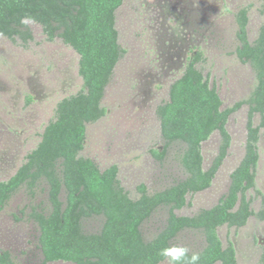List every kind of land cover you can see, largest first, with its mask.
<instances>
[{
	"label": "trees",
	"instance_id": "trees-1",
	"mask_svg": "<svg viewBox=\"0 0 264 264\" xmlns=\"http://www.w3.org/2000/svg\"><path fill=\"white\" fill-rule=\"evenodd\" d=\"M123 0H0V35L23 42L32 38L26 20L38 23L47 40L59 37L79 54L78 72L83 87L60 99L55 116L41 133V139L15 172L0 180V211L20 189L33 197L46 188L47 205L32 206L29 212L38 228L37 242L45 262L75 264H158V250L176 245L182 231L203 238L199 264H237L233 244L223 247L218 227H238L253 213L247 191L255 188L258 139L264 128V22L253 41L247 37L249 6L235 13L240 45L236 55L252 67L256 83L248 98L222 108V100L197 64L200 51L186 64L169 87L168 99L158 104L162 147L151 153L163 159L177 146L185 173L168 186L148 192L141 183L133 198L118 178L116 164L101 170L84 148L86 124L104 116V92L114 67L124 53L115 26L116 10ZM259 12L264 16V0ZM248 105L245 152L231 171L227 191L209 208L192 215H179L186 196L207 189L227 155L231 136L228 117ZM259 115L255 125L253 118ZM217 131L219 145L208 168L203 167L202 143ZM257 193L260 191L256 190ZM165 217L156 232L146 238L143 225L158 211ZM263 213V211H262ZM261 213V214H262ZM96 223L93 230L86 226ZM0 264L16 262L7 250H0ZM264 264V253L259 261Z\"/></svg>",
	"mask_w": 264,
	"mask_h": 264
},
{
	"label": "rangeland",
	"instance_id": "rangeland-1",
	"mask_svg": "<svg viewBox=\"0 0 264 264\" xmlns=\"http://www.w3.org/2000/svg\"><path fill=\"white\" fill-rule=\"evenodd\" d=\"M122 2L116 10L115 26L124 53L105 88L102 104L106 112L96 122L86 124L80 154L91 158L101 170L116 164L122 186L136 198L141 183L152 193L185 175L176 145L167 150L163 159L151 150L162 147L156 106L168 99V86L181 75L190 50L201 52L202 61L197 66L216 88L221 107H229L248 98L256 83L249 63L241 62L235 53L239 41L234 14L239 7L249 6V41L257 36L264 16L259 14L262 0H179L174 5L169 3V7L166 0ZM26 23L32 32L26 42L0 35V180L11 176L36 147L45 125L55 116L57 102L83 87L78 72L79 54L59 37L47 40L38 23ZM178 59L182 65L175 68ZM247 111L248 105L243 104L228 118L231 144L211 185L188 194L187 204L176 213L192 215L212 207L227 191L229 173L244 152ZM253 123H259V115L254 116ZM219 140L215 131L202 143L204 169L216 155ZM259 155L257 173L261 182L264 141L259 143ZM37 205H47L45 186L33 197L20 189L9 199L0 211V250L9 251L21 264H73L42 261L38 228L29 216L31 207ZM165 215L159 210L143 225L146 238L156 232ZM251 222L245 228L222 225L217 229L223 246L227 240L234 241L237 264H255L260 253L251 235L261 230ZM86 226L94 230L96 223L89 221ZM175 244L195 251L203 245V238L197 232L182 231Z\"/></svg>",
	"mask_w": 264,
	"mask_h": 264
},
{
	"label": "flooded vegetation",
	"instance_id": "flooded-vegetation-1",
	"mask_svg": "<svg viewBox=\"0 0 264 264\" xmlns=\"http://www.w3.org/2000/svg\"><path fill=\"white\" fill-rule=\"evenodd\" d=\"M174 1H176L177 3L179 2V0H166V3H168L167 4V7H169V5L170 4H172V5H174ZM157 2V1H156ZM123 3V2H122ZM170 3V4H169ZM242 7H244V6H242ZM242 7H239L238 9H237V11L240 9V8H242ZM236 11V12H237ZM235 12V13H236ZM259 14L261 15V16H263L260 12H259ZM234 18H235V14H234ZM235 23H236V20H235ZM236 25H237V23H236ZM248 25V24H247ZM261 26V25H260ZM259 26V27H260ZM237 30H238V25H237V29H236V32H237ZM247 37H248V30H247ZM236 38H237V34H236ZM238 39V38H237ZM239 41V40H238ZM239 45H240V41H239ZM238 45V46H239ZM196 52H198L197 50H190V54L186 57V62H185V66H186V64L188 63V61H189V59L196 53ZM185 58V57H184ZM239 59V58H238ZM183 61V60H182ZM241 61V60H240ZM117 64V63H116ZM169 64L170 65H173L171 62H169ZM182 64L180 63V59H178L177 61H176V63L173 65L175 68L176 67H179V66H181ZM250 65V64H249ZM185 66H183L184 68H185ZM115 68V67H114ZM184 68H183V70H184ZM252 68V67H251ZM183 72V71H182ZM255 74V73H254ZM255 79H256V76H255ZM174 81V80H173ZM172 81V82H173ZM171 82V83H172ZM170 83V84H171ZM170 84H169V86H168V91H169V87H170ZM158 106V105H157ZM157 106H156V108H157ZM155 112H156V109H155ZM229 118V117H228ZM246 120H247V115H246ZM228 121V120H227ZM245 128H246V122H245ZM247 132V131H246ZM263 142L264 141V128H261L260 129V135H259V139H258V142H257V145H258V159H257V163H256V167H255V175H254V180H255V185H256V187L255 188H250L248 191H247V198L248 199H250V209L253 211V213L251 214V215H249L248 217H247V219H246V222L244 223V224H242V225H240V226H238V227H235V226H228L227 224H224V225H226L227 227H229V228H235V229H240V228H245L246 227V225L248 224V223H250L251 221L253 222V225H255L256 223L258 224V226H259V229L261 230V233L263 234H261V233H259V232H256V234H253L252 233V235H251V237H252V240L254 241L255 239H256V243H258V245L260 246V253H259V255H258V258H257V261L255 262V264H259V261H260V259H261V257H262V255H263V253H264V178L261 180V182H258V173H257V166H259V162H260V155H259V143L260 142ZM245 142H246V136H245ZM230 144H231V142H230ZM244 152H245V145H244ZM244 152H243V154H242V157H243V155H244ZM242 157H241V159H242ZM241 159H240V161H241ZM240 161H239V163H240ZM238 163V164H239ZM221 166V165H220ZM217 173V172H216ZM231 173V172H230ZM230 173H229V182H230ZM229 185V184H228ZM228 188V187H227ZM256 190H258V191H260L259 193H257V191ZM251 192V193H250ZM255 199H257V204H258V206H257V208L256 207H254V202L256 201ZM255 200V201H254ZM262 211H263V213H262ZM262 213V214H261ZM251 222V223H252ZM229 241L233 244V247H234V250H235V256H236V261H237V248H236V246H235V243H234V241H232L231 239L230 240H227V244H226V246L228 245V243H229ZM223 245V244H222ZM226 246H223V247H226ZM39 247V246H38ZM42 253V252H41ZM43 256V255H42ZM42 261L44 262V263H50V262H57V261H50V262H45L44 261V258L42 257ZM58 261H62V260H58ZM163 261H165V260H163ZM17 262V261H16ZM62 262H68V261H62ZM70 263H73V262H70ZM160 263V262H159ZM216 263H219L220 264V262H216ZM215 263V264H216ZM73 264H75V263H73Z\"/></svg>",
	"mask_w": 264,
	"mask_h": 264
},
{
	"label": "clouds",
	"instance_id": "clouds-1",
	"mask_svg": "<svg viewBox=\"0 0 264 264\" xmlns=\"http://www.w3.org/2000/svg\"><path fill=\"white\" fill-rule=\"evenodd\" d=\"M158 255L167 261V264H199L201 253L191 252L186 245H170L161 247Z\"/></svg>",
	"mask_w": 264,
	"mask_h": 264
}]
</instances>
